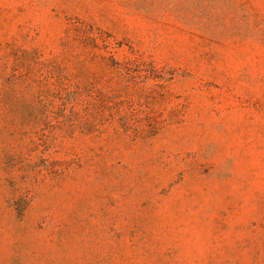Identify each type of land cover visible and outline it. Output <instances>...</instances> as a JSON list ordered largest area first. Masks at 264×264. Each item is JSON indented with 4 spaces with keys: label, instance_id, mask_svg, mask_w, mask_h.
I'll return each mask as SVG.
<instances>
[{
    "label": "rangeland",
    "instance_id": "1",
    "mask_svg": "<svg viewBox=\"0 0 264 264\" xmlns=\"http://www.w3.org/2000/svg\"><path fill=\"white\" fill-rule=\"evenodd\" d=\"M0 264H264V0H0Z\"/></svg>",
    "mask_w": 264,
    "mask_h": 264
}]
</instances>
